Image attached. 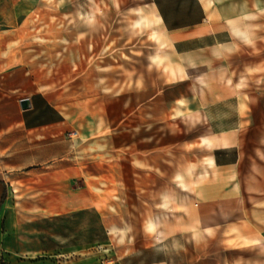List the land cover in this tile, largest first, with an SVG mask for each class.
<instances>
[{
	"label": "rangeland",
	"instance_id": "obj_1",
	"mask_svg": "<svg viewBox=\"0 0 264 264\" xmlns=\"http://www.w3.org/2000/svg\"><path fill=\"white\" fill-rule=\"evenodd\" d=\"M0 82V264H264V0H0Z\"/></svg>",
	"mask_w": 264,
	"mask_h": 264
},
{
	"label": "crops",
	"instance_id": "obj_2",
	"mask_svg": "<svg viewBox=\"0 0 264 264\" xmlns=\"http://www.w3.org/2000/svg\"><path fill=\"white\" fill-rule=\"evenodd\" d=\"M5 99L8 103H12L15 107V112L7 118V128L4 131L9 133L23 132L24 136L14 138V142L18 139V154L25 156H33L35 154L40 155L42 161H48L57 150L56 146L53 150H48V145L57 142V135L63 131V120L59 117L58 111L53 107L51 99L47 96L44 91H37L34 96H30V105L23 108L21 104V96L14 97L9 90L3 89V85L0 82V100ZM9 138V137H8ZM22 140H21V139ZM3 139V136L0 137ZM60 141L63 140L59 138ZM45 146V147H44ZM12 144L9 145L11 149ZM36 148V149H35ZM35 149V150H34ZM4 149L2 153H5ZM10 153V152H9ZM22 159L18 162V168H25L33 164V161L22 164ZM21 248H26L29 244L22 236ZM41 248V245L38 246ZM37 248V249H38ZM36 248H34L35 250Z\"/></svg>",
	"mask_w": 264,
	"mask_h": 264
},
{
	"label": "water",
	"instance_id": "obj_3",
	"mask_svg": "<svg viewBox=\"0 0 264 264\" xmlns=\"http://www.w3.org/2000/svg\"><path fill=\"white\" fill-rule=\"evenodd\" d=\"M21 104H22L23 108L28 107V106L30 105V100H29V98H23V99L21 100Z\"/></svg>",
	"mask_w": 264,
	"mask_h": 264
},
{
	"label": "trees",
	"instance_id": "obj_4",
	"mask_svg": "<svg viewBox=\"0 0 264 264\" xmlns=\"http://www.w3.org/2000/svg\"><path fill=\"white\" fill-rule=\"evenodd\" d=\"M4 199H5V192L1 195V198H0V208H1V204L4 201Z\"/></svg>",
	"mask_w": 264,
	"mask_h": 264
}]
</instances>
